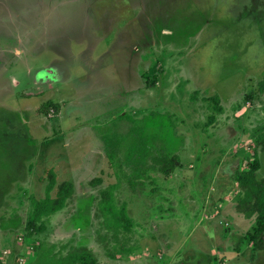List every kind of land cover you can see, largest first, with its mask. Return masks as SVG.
Listing matches in <instances>:
<instances>
[{
    "label": "rangeland",
    "instance_id": "obj_1",
    "mask_svg": "<svg viewBox=\"0 0 264 264\" xmlns=\"http://www.w3.org/2000/svg\"><path fill=\"white\" fill-rule=\"evenodd\" d=\"M262 81L264 0H0V264H34L40 243L101 264H264L236 210L255 153L264 178ZM162 156L180 157L170 176ZM51 171L52 196L73 197L30 233ZM111 186L146 258L98 242Z\"/></svg>",
    "mask_w": 264,
    "mask_h": 264
},
{
    "label": "trees",
    "instance_id": "obj_2",
    "mask_svg": "<svg viewBox=\"0 0 264 264\" xmlns=\"http://www.w3.org/2000/svg\"><path fill=\"white\" fill-rule=\"evenodd\" d=\"M260 93H264V81L259 85ZM107 158L114 166H119L120 161L117 155L107 149ZM181 160L179 156H162L154 158V167L166 175H172L176 168L180 166ZM261 169L259 156L255 153L248 169L241 172L237 178L243 195L238 201L236 210L247 219L256 216L255 226L252 231L247 233L244 239L240 241L245 245H252L255 251H264V178H258V171ZM49 185L46 188V198L44 200L32 201V212L28 218L29 232L33 233L39 224L40 229L44 223L55 214L64 210L74 194V185L71 182H64L59 186L58 193L55 197L52 192L57 183L56 175L53 171L49 173ZM101 183V179H94L91 184L93 186ZM116 186L101 191L100 200L98 202L99 217L102 218V228L106 230L105 235L98 233V242L105 243L107 255L112 260L131 256L137 249L134 245H129L131 236L134 232V221L131 219L127 204H118L116 199ZM109 239H112L113 246L109 247ZM56 245L47 246L40 243L37 248L36 262L34 264H101L93 250L87 247L72 248L67 250V246H63L56 252Z\"/></svg>",
    "mask_w": 264,
    "mask_h": 264
},
{
    "label": "crops",
    "instance_id": "obj_3",
    "mask_svg": "<svg viewBox=\"0 0 264 264\" xmlns=\"http://www.w3.org/2000/svg\"><path fill=\"white\" fill-rule=\"evenodd\" d=\"M240 216H242V215L240 214ZM253 219H255V217H254ZM54 225L56 226V221L54 222ZM54 225H52L53 228H54ZM62 226H63V227H61V229H60V233L66 231V229L69 228V227H71L72 224H71V222H69V223H65V225H62ZM91 250H92V249H91ZM138 250H139V251H138ZM137 251H138V253H139L138 257H140L141 255H145V258H146V257L149 255V253H150L149 251H146L145 248H139V249H138V247H137L136 251H135L133 254L137 253ZM133 254H132L131 256H133ZM131 256H128V257H131ZM126 258H127V257H126ZM121 264H122V263H121Z\"/></svg>",
    "mask_w": 264,
    "mask_h": 264
}]
</instances>
